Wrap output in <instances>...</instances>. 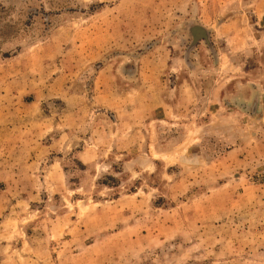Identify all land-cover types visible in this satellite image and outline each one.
Segmentation results:
<instances>
[{
    "label": "rangeland",
    "instance_id": "1",
    "mask_svg": "<svg viewBox=\"0 0 264 264\" xmlns=\"http://www.w3.org/2000/svg\"><path fill=\"white\" fill-rule=\"evenodd\" d=\"M0 264H264V0H0Z\"/></svg>",
    "mask_w": 264,
    "mask_h": 264
},
{
    "label": "flooded vegetation",
    "instance_id": "2",
    "mask_svg": "<svg viewBox=\"0 0 264 264\" xmlns=\"http://www.w3.org/2000/svg\"><path fill=\"white\" fill-rule=\"evenodd\" d=\"M198 31L201 32V33H203V32L201 31V29H198Z\"/></svg>",
    "mask_w": 264,
    "mask_h": 264
}]
</instances>
